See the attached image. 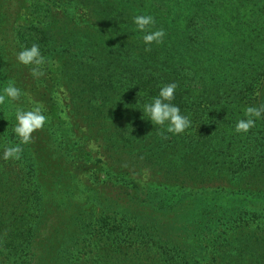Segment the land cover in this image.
<instances>
[{"label": "trees", "instance_id": "obj_1", "mask_svg": "<svg viewBox=\"0 0 264 264\" xmlns=\"http://www.w3.org/2000/svg\"><path fill=\"white\" fill-rule=\"evenodd\" d=\"M142 14L166 33L149 52ZM33 44L40 78L16 59ZM173 82L191 127L163 139L143 109ZM12 83L28 95L0 105V264H82L99 222L89 264H264V116L235 132L264 104V0H0V94ZM37 104L48 123L4 160Z\"/></svg>", "mask_w": 264, "mask_h": 264}, {"label": "clouds", "instance_id": "obj_2", "mask_svg": "<svg viewBox=\"0 0 264 264\" xmlns=\"http://www.w3.org/2000/svg\"><path fill=\"white\" fill-rule=\"evenodd\" d=\"M133 24L136 30L144 33L142 40L146 45L145 51H151V45L162 44L166 35L163 29H155V18L152 15H136L133 17ZM17 61L24 66H31V76L40 78L45 75L43 70L46 63L51 64L45 56L42 55L38 44H33L29 48L20 51L16 56ZM178 85L173 82L163 85L156 97L150 103L144 105V113L148 116L151 124L158 126L162 131L160 135L163 139H168L172 135H180L191 127V120L183 115L178 106L172 103L175 99V92ZM22 95H28L16 87L14 83L9 84L0 94V105H3L6 98L10 101H19ZM45 109L42 104H37L33 109L24 111L20 108L15 113L16 126L14 133L18 137L19 143L6 146L3 149L4 160H19L23 148L22 145H28L33 142V133L40 131L48 123V117L44 114ZM264 116V104L259 106H248L244 110V117L237 121L235 125L236 133H248L255 127V121ZM91 146V145H90ZM95 150V149H93Z\"/></svg>", "mask_w": 264, "mask_h": 264}, {"label": "rangeland", "instance_id": "obj_3", "mask_svg": "<svg viewBox=\"0 0 264 264\" xmlns=\"http://www.w3.org/2000/svg\"><path fill=\"white\" fill-rule=\"evenodd\" d=\"M26 10H28L27 9V7L25 8ZM25 12H27V11H25ZM24 12V13H25ZM27 15L29 16V14L27 13ZM27 15L25 16L24 14H23V18L24 17H27ZM21 34H24V33H21ZM26 34V33H25ZM24 37H25V35H23ZM25 39H26V37H25ZM89 146H88V148L90 149V151H91V153H92V156L94 157V158H96V159H98V158H100L101 160H104L103 158H102V156L99 154V151H100V153H102L101 152V150H97L96 148H95V146L93 145V143H89L88 144ZM91 145V146H90ZM93 149H95V150H93ZM107 160H105V162H106ZM105 162L104 163H102V165L103 166H105ZM11 168L13 169V174H15L16 172L18 173V169L20 168L17 164H14L13 162L11 163ZM104 169H106V171H108V169L106 168V166H105V168ZM110 171H112V170H109V174H107V173H103L101 176H100V178H99V180L100 181H102V180H104V179H107V177H113V176H119V175H117V174H115V175H111L110 174ZM15 172V173H14ZM21 177H22V175H21ZM135 177V176H134ZM143 181V180H142ZM52 222V219L50 218V219H48L43 225H41V227H40V233H39V235H41V233H44V231H46V229L49 227V225H50V223ZM100 223V222H99ZM98 223V225L96 226V228H94L96 231H99L100 233H98V232H96L95 233V236L92 238V239H90L89 240V244H90V246L88 247V248H86L84 251H82L83 253V257L81 256V260H80V262L82 263V264H89L90 263V261L91 260H88L87 261V259H88V257H90V259H92L93 258V254H92V252H94V248H95V246L94 245H92L91 243H96L97 244V238L99 237V240H101V241H103V242H105L104 240H102L103 238H104V233H106V231H107V229L105 228V226L103 225V226H100V224ZM96 237V238H95ZM122 239H123V237L120 239V248L122 249V244H123V242H122ZM6 245V243L4 242V241H1V244H0V254H1V257H0V259L2 260V259H4V256L9 252V248L8 247H6L5 246ZM100 245H102L101 243H99V248L100 249H104L105 247H102V246H100ZM97 246V245H96ZM115 253H116V256L117 257H119L121 254L120 253H118L117 251H115ZM104 255H106V252H104ZM29 259V256H27V257H25V258H23L22 260H23V262H19L18 263V261H16L15 263H18V264H29L28 262H27V260ZM103 261H104V259H103Z\"/></svg>", "mask_w": 264, "mask_h": 264}]
</instances>
